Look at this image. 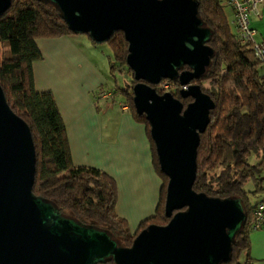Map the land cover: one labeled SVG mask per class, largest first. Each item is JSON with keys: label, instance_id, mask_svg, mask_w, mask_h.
Returning a JSON list of instances; mask_svg holds the SVG:
<instances>
[{"label": "water", "instance_id": "1", "mask_svg": "<svg viewBox=\"0 0 264 264\" xmlns=\"http://www.w3.org/2000/svg\"><path fill=\"white\" fill-rule=\"evenodd\" d=\"M12 0H0V16ZM54 5L73 35L94 44L121 32L133 74V106L149 125L160 172L167 178L164 226L148 225L122 247L104 230L62 215L32 193L35 150L27 124L0 87V264H228L244 227L240 198L196 193L197 148L215 105L191 84L209 67L211 31L196 0H38ZM187 67V69H183ZM177 81L185 107L152 86Z\"/></svg>", "mask_w": 264, "mask_h": 264}, {"label": "trees", "instance_id": "2", "mask_svg": "<svg viewBox=\"0 0 264 264\" xmlns=\"http://www.w3.org/2000/svg\"><path fill=\"white\" fill-rule=\"evenodd\" d=\"M196 1L199 17L211 31L208 45L214 56L205 74L191 84L198 85L215 107L209 112V125L200 135L192 189L213 198L241 199L247 219L234 238L228 264H254L250 257L249 235L253 232L250 221L256 205L264 199L262 65L250 45L237 39L221 0ZM69 35L73 34L54 5L38 0H12L10 8L0 16V87L8 106L27 124L32 136L35 150L32 193L54 203L62 215L104 230L118 245L130 247L135 236L148 225L168 223L164 216L168 180L159 170L149 125L133 106L132 86L136 82L125 62L128 44L121 32L107 42L113 51L110 70L127 72L131 77L129 85L121 91L126 97V111L145 126L154 168L162 182L154 215L130 234L125 220L115 212L117 188L113 178L96 168L73 165L66 127L54 96L51 92H38L33 76L34 62L42 59L36 41ZM170 83L173 87L170 93L184 107L192 101L181 99L177 81ZM157 86L152 88L163 94ZM109 93L112 97L116 94L112 90ZM252 156L257 160L254 164L249 162Z\"/></svg>", "mask_w": 264, "mask_h": 264}, {"label": "crops", "instance_id": "3", "mask_svg": "<svg viewBox=\"0 0 264 264\" xmlns=\"http://www.w3.org/2000/svg\"><path fill=\"white\" fill-rule=\"evenodd\" d=\"M223 5L236 33L233 12L225 0ZM251 25L256 41H264V6ZM36 44L42 59L33 64L34 87L38 92H51L54 96L66 127L73 165L95 167L115 178L120 171L130 184L131 196L140 199L136 208L138 217L132 221L136 232L141 222L154 215L162 182L154 168L145 126L136 122L128 111L113 110L107 102L109 99L100 97L106 100L102 106L94 100L99 98L96 92L104 85L110 59L106 62L103 53L85 35L39 39ZM96 160H101L103 165ZM148 194L151 198L155 196L151 202L144 200ZM115 212L125 218L120 209ZM249 240L254 264H264V230L251 232Z\"/></svg>", "mask_w": 264, "mask_h": 264}, {"label": "rangeland", "instance_id": "4", "mask_svg": "<svg viewBox=\"0 0 264 264\" xmlns=\"http://www.w3.org/2000/svg\"><path fill=\"white\" fill-rule=\"evenodd\" d=\"M221 1L223 3V0H221ZM95 46H97L99 48V50L103 53V55L105 56L104 58H105L106 62H108L109 59L113 60V51H112L111 46L108 43H104V44H100V45L95 44ZM107 68H108L107 69L108 74L105 76L104 85L102 86V88H100L102 92L100 91V89L97 90L96 94L98 93L99 98L96 99V97H94L95 98L94 100L98 103L100 102L101 103L100 105L102 106L104 104L103 101H106V100H103L100 98L102 95L101 93L112 90L116 94L114 97L107 100V102L112 106L113 110L121 112V104L126 103V97L121 91L125 90L126 86L129 85V83L131 81L130 80L131 77L127 74V72L120 73L116 70L114 73H112L110 70V61H109V63H107ZM172 88H173L172 84L170 83V89L172 90ZM117 90H120V91H117ZM97 110L103 111L104 109H103V107H97ZM105 150L108 151V149H105ZM256 161L257 160L254 156H252L249 160V162L251 164L256 163ZM96 162L103 165V162L101 160H96ZM86 167H90V166H86ZM111 167H115V166L113 165ZM91 168H95V167H91ZM263 175H264V172H263ZM110 177H112V176H110ZM112 178L115 181L116 188H117L115 209H117V210L120 209V211L123 212L125 218L121 217V219L125 220L127 230L129 231V233L134 234L135 228H133L134 224L132 221L134 219H137V217H138L136 214V208L138 206V202H140V199L134 198L131 196L130 184L124 180L123 175L120 173V171L118 172V174H116V178L115 177H112ZM262 185L264 187V181H262ZM149 195L150 194H148L147 199H144L146 202H148L150 200L152 201V199L155 198V196H153V198H151V196H149ZM251 200H252V202L255 201L254 198H251ZM150 216H148V217H150ZM141 217H142V213H141ZM145 218H147V217H145Z\"/></svg>", "mask_w": 264, "mask_h": 264}, {"label": "built area", "instance_id": "5", "mask_svg": "<svg viewBox=\"0 0 264 264\" xmlns=\"http://www.w3.org/2000/svg\"><path fill=\"white\" fill-rule=\"evenodd\" d=\"M226 4L232 10L234 15V26L237 39L243 43L250 45L255 59L264 66V41H256L255 30L252 28L253 18H257L261 14V8L264 6V0H225ZM158 90L162 93L170 92V81L163 80L158 86ZM104 99H110V93H101ZM122 110H127L125 104H121ZM250 229L252 231L264 230V199L255 207L252 219L250 221Z\"/></svg>", "mask_w": 264, "mask_h": 264}]
</instances>
